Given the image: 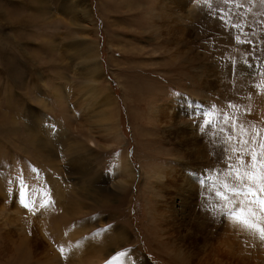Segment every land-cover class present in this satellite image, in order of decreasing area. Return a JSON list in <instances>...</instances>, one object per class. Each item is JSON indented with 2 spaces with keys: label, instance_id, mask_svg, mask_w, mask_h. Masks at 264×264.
I'll return each instance as SVG.
<instances>
[{
  "label": "rangeland",
  "instance_id": "obj_1",
  "mask_svg": "<svg viewBox=\"0 0 264 264\" xmlns=\"http://www.w3.org/2000/svg\"><path fill=\"white\" fill-rule=\"evenodd\" d=\"M213 106L264 141V0H0V264H264Z\"/></svg>",
  "mask_w": 264,
  "mask_h": 264
},
{
  "label": "snow or ice",
  "instance_id": "obj_2",
  "mask_svg": "<svg viewBox=\"0 0 264 264\" xmlns=\"http://www.w3.org/2000/svg\"><path fill=\"white\" fill-rule=\"evenodd\" d=\"M223 2L234 3L235 0H223ZM208 6L211 8V3ZM237 6L239 7L240 5ZM231 27L239 29L241 25L237 23ZM235 40L238 43L241 42L239 37H235ZM248 66L252 67L250 64ZM229 107L234 106L229 105ZM200 115L202 119L198 123V128L201 132H206L211 137L222 141L221 150L223 154L221 155V160L228 161L226 169L222 170V172L227 177H234L235 180V183L225 180L217 184L215 178L209 175L205 179L200 180V183L206 184V190L210 188L218 200L225 202L224 207L227 208V217H231L238 225L258 233L260 240L264 241V223L260 222L261 217H264V141L256 143L259 131L256 132L255 136L244 138L247 137V130L243 125H229V121L232 118L219 113L215 106L208 112L202 111ZM221 121L224 126H221ZM232 127L243 132L244 137L235 135L230 130ZM231 142H235L237 146L229 150ZM230 151L236 154L235 163H232L233 157ZM21 195L25 198L23 206L29 208L31 201L27 200V190H22ZM236 197L244 199L237 200L235 199ZM48 203V200L44 201L45 206ZM249 205L257 207H249ZM60 251L63 254L65 249L62 247ZM126 255V252H121L113 259H120Z\"/></svg>",
  "mask_w": 264,
  "mask_h": 264
},
{
  "label": "bare ground",
  "instance_id": "obj_3",
  "mask_svg": "<svg viewBox=\"0 0 264 264\" xmlns=\"http://www.w3.org/2000/svg\"><path fill=\"white\" fill-rule=\"evenodd\" d=\"M92 50V49H91ZM98 71L100 70V69H97ZM134 173V172H133ZM135 174V173H134ZM136 175V174H135ZM135 258V257H134Z\"/></svg>",
  "mask_w": 264,
  "mask_h": 264
}]
</instances>
